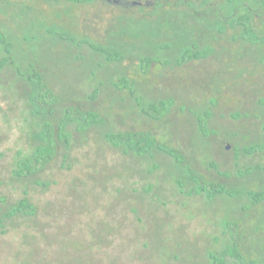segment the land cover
Here are the masks:
<instances>
[{
    "label": "rangeland",
    "instance_id": "rangeland-1",
    "mask_svg": "<svg viewBox=\"0 0 264 264\" xmlns=\"http://www.w3.org/2000/svg\"><path fill=\"white\" fill-rule=\"evenodd\" d=\"M168 1L163 12L156 0H0L12 56L46 75L60 96L56 117L76 105L107 121L75 132L71 148H60L37 174L42 184L19 179L16 162L32 150L34 117L25 81L10 66L0 69V218L22 197L37 207L33 215L5 219L0 264H213L209 252L229 241L227 220L244 227L246 252L264 253V204L253 209L246 196L264 188V150L246 151L264 143V44L237 39L233 28L190 29L187 0ZM255 23L264 34V20ZM178 39L174 48L170 41ZM189 39L213 51L179 65L174 56ZM94 43L125 57L109 62ZM153 54L156 63L143 73L141 56ZM120 76L136 83L135 94L118 86ZM160 100L173 105L155 120L144 107ZM205 112L211 117L204 134L197 115ZM137 130L154 132L193 168L242 196L212 202L189 195L193 183L186 180V192L180 190L171 157L125 153L106 139L107 132Z\"/></svg>",
    "mask_w": 264,
    "mask_h": 264
},
{
    "label": "trees",
    "instance_id": "trees-1",
    "mask_svg": "<svg viewBox=\"0 0 264 264\" xmlns=\"http://www.w3.org/2000/svg\"><path fill=\"white\" fill-rule=\"evenodd\" d=\"M73 3L86 4L95 0H68ZM157 7L162 10L166 6L171 5L170 1L162 2L158 0ZM185 4L191 9L183 11L185 15H193V22L190 29L201 31L200 25L209 26L207 29H214L217 32H225L227 28H233L240 31V39L243 42L252 44H264V34L257 28L256 19L260 18L261 12L259 6H264V0H227L224 5L217 4L213 0H187ZM169 8V7H168ZM168 8L163 12H168ZM204 9V10H203ZM207 10V11H206ZM190 13V14H189ZM185 15L183 18H185ZM215 20H209V19ZM208 19L209 24H205ZM177 37V36H176ZM8 37L3 31L0 24V43L2 54L0 58V69L6 66L12 67L16 73L25 81L27 89L25 90V98L34 117L31 138L34 142L32 150L27 155H21L15 168V175L19 179H36L37 174L43 171L47 165L58 155L60 148L66 150L71 148L72 139L75 132L84 133L93 127H104L107 124L106 118L99 112L82 109L76 105L67 106L59 117H56V105L60 103V96L50 85L46 75L34 64L27 66L18 65V60L13 57V44L7 41ZM163 39V38H162ZM181 39L175 40L172 46L181 43ZM197 39H189L179 50L176 51L174 59L177 64L182 65L196 59H202L211 54L213 47L209 44L204 48H200ZM157 44V43H156ZM91 48L105 55L109 62L120 63L125 54L117 48L105 47L103 45H91ZM171 59L166 64L170 63ZM155 55L141 56L140 70L147 73L152 64L156 63ZM118 84L121 88H128L135 94L136 83L131 78L120 76ZM173 102L170 100H160L153 102L144 111L153 119L161 120L170 111ZM198 124L201 131L205 134L208 130V122L211 117L210 113L198 114ZM106 139L113 147L125 152L135 153L139 156H147L153 151L158 150L163 154L172 158L173 165L179 173L176 182L181 191H185L186 180H190L193 185L188 191L189 195H204L207 201L214 202L218 198H232L242 196L238 190L233 191L227 185L210 179L207 175L193 168L186 157L176 147L167 145L160 141L154 132L150 130L137 131H111L106 133ZM264 150V143L252 145L247 148L248 153H255ZM211 166L218 168L215 162H211ZM260 169V166L258 167ZM255 169V168H254ZM222 173V172H220ZM242 173V172H241ZM245 173V172H243ZM48 185V184H43ZM237 193V194H235ZM246 196L251 201L252 207L258 209L264 204V188L259 190L246 191ZM252 207H242L240 209L245 212H252ZM252 209V210H251ZM37 210L36 205L29 197H22L16 204L0 218V229L4 231L5 219L18 215H33ZM242 225L237 221L227 220L225 229L229 234L228 243L220 251H210L209 259L213 264H264V253L258 251L248 253L244 250L242 241ZM257 227L255 232H259ZM257 233V232H256ZM259 234V233H258ZM254 248V249H255ZM255 249V250H256ZM257 254V255H256Z\"/></svg>",
    "mask_w": 264,
    "mask_h": 264
},
{
    "label": "flooded vegetation",
    "instance_id": "flooded-vegetation-1",
    "mask_svg": "<svg viewBox=\"0 0 264 264\" xmlns=\"http://www.w3.org/2000/svg\"><path fill=\"white\" fill-rule=\"evenodd\" d=\"M156 2H158V0H156Z\"/></svg>",
    "mask_w": 264,
    "mask_h": 264
}]
</instances>
